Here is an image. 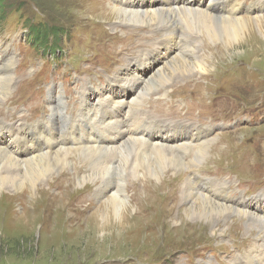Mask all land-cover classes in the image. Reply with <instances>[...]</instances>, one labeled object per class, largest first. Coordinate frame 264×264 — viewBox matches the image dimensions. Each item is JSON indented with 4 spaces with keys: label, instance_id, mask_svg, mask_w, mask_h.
Instances as JSON below:
<instances>
[{
    "label": "rangeland",
    "instance_id": "374dc122",
    "mask_svg": "<svg viewBox=\"0 0 264 264\" xmlns=\"http://www.w3.org/2000/svg\"><path fill=\"white\" fill-rule=\"evenodd\" d=\"M259 1L264 0L239 3L242 7ZM6 2L3 11L8 12L7 17L0 21V58L5 53L12 56L17 81L16 85L13 81L11 90L14 85L15 88L8 98L0 102V120L11 122L16 132L21 127L17 120L31 124L52 114L56 105L51 106V96L56 97L63 83L68 86H64L62 97L56 98L63 112L69 111L66 124L71 130V113L79 109L81 92L99 84L111 89L108 82L122 73L130 58L139 54V45L151 46L164 35L163 28L128 26L99 16L100 7L109 10V6L115 5L114 0ZM240 16L261 19L249 21L226 47L222 44L224 39L207 44V49L213 46L217 52L209 62V71L178 74L166 89L152 91L142 105H150L152 112L164 119L227 126L217 129L213 136L220 148L210 150L205 161L172 180V173L163 179L130 176L128 183L135 184L125 190L140 207L131 219L134 225L107 228L100 214L94 222L88 220L100 202L90 195L97 187L87 183L82 187L75 181L74 175L85 169L79 159L84 162L80 154L84 149L77 144L73 148L77 154L75 165L65 169L66 174L61 176L58 169L54 174L57 176L50 178V186L48 178L40 182L38 191L42 197L34 203L33 210L41 215L33 225L20 227L15 222V215L30 211L29 193L18 196L16 189L6 187L5 194L0 195V264H264V213H260L264 202L260 200L261 206L255 208V198L264 197V8L248 9ZM52 27L64 31L56 47L53 43L37 45L33 37L29 38L33 35H29V30L40 29L44 35ZM189 33L192 35L186 34L188 38H199L198 49L205 52L206 37L201 42L200 32ZM187 103L191 104L188 108ZM95 111L99 108L95 107ZM134 124L143 122L137 120ZM28 138L35 142L31 135ZM193 154L189 150L187 159ZM204 170L214 173L210 179L225 180L227 185L221 190L226 195L216 198L237 208L223 214L216 224L218 231L212 225L214 218L211 224L204 220L194 225L182 209L180 192L188 179L185 176L190 178L192 173ZM196 182L202 190L203 184L197 179ZM174 187L178 196L170 194ZM62 192L68 194L66 205L73 209V216L60 211L61 208L56 211L53 197ZM241 197L253 207L246 215L236 213L242 210L238 203ZM19 199L27 202L21 203ZM56 212L60 215L56 216ZM136 218L139 220L135 226ZM108 219L119 221L111 215Z\"/></svg>",
    "mask_w": 264,
    "mask_h": 264
},
{
    "label": "bare ground",
    "instance_id": "6f19581e",
    "mask_svg": "<svg viewBox=\"0 0 264 264\" xmlns=\"http://www.w3.org/2000/svg\"><path fill=\"white\" fill-rule=\"evenodd\" d=\"M113 3L116 6H109V10H102L101 6L98 15L108 18L111 22L119 21L120 24L128 26L146 25L150 30L163 28L161 30L164 35L151 46L145 47L143 43L136 48L139 54L130 58L122 73L108 82L111 89L99 84L81 92L79 109L71 113L74 126L71 130L66 124L69 111L65 109L66 112H63L54 95L50 99L51 106L56 105L52 114L31 124L22 119L17 120L21 121L17 132L11 122L0 120V195L5 194L6 187L16 189L15 194L18 196L26 193L30 195V211H21L19 216L15 215L17 226L33 225L41 215L33 210L34 203L42 197V192L38 191L40 182L48 178L47 184L50 186L51 180L57 176L54 174L58 169L61 172L58 171L57 174L61 176L66 174L65 169L75 165L73 160L77 154L73 152V148H76L77 144L80 149H84L80 154L84 156L85 163L82 158L79 159L85 169L82 173L74 175L75 181L82 187L86 183L97 187L90 195L100 202L88 220L92 223L96 215L100 214L102 223L107 228H130L134 223L131 219L140 207L133 203L131 193L127 195L125 190L135 184L128 183L130 176L139 178L150 175L163 179L172 173V180L177 174L179 176L183 171H190L194 164L205 161V156L210 150L214 152L220 148L218 142L214 143L213 137L217 124H202L190 119L160 118L152 112L150 105L147 104L148 107L145 108L142 105L144 100L151 96L152 91L162 87L166 89L178 74L209 71V62L217 52L213 46L207 49V44L211 45L210 43L224 39L223 46H228L232 38L237 39L233 35L249 21L261 19L243 17L240 13L248 9L261 10L264 8V1L253 3L251 6L242 4L243 9L239 0H114ZM188 28L192 32H200L201 42L202 37H206L205 52L202 53V50L198 49L200 40H196L199 38L190 39L186 36L192 35ZM4 55L0 58V73L4 76L0 78V102L8 98L17 81L12 70L14 59L12 56L8 57V53ZM7 67L10 72L8 76ZM13 81L15 85L11 90ZM95 107H98L99 111H95ZM137 120L143 124H134ZM148 124L152 127L150 131H137ZM44 129L55 135V143L42 149L28 137ZM37 139L40 140L41 136H37ZM189 150H193L194 154L187 159ZM185 177L188 178L183 184L185 191L180 193L186 218L194 222V225L204 220L211 224L214 218L216 221L212 225H215L214 231H218L216 224L221 221L223 214L237 209L215 196V187L226 186L225 180L210 179L213 181L203 183V187L208 183L212 185L210 189L201 190L198 189L199 185L193 173L190 178L187 175ZM176 190L174 187L173 192H168L178 196ZM57 194L53 197L56 200V211L61 208L60 211L73 216V209L66 205L67 192ZM259 197L260 195L255 200V208L261 206L260 200L264 202V197ZM238 203L242 210L238 209L236 211L239 212L236 213L243 212L246 215L248 211H252L253 207L245 197H241ZM261 212L264 213V210H260ZM55 215L60 213L56 212ZM110 215L119 221L109 222ZM138 220L135 221V226ZM260 247H263V244Z\"/></svg>",
    "mask_w": 264,
    "mask_h": 264
},
{
    "label": "trees",
    "instance_id": "16d2710c",
    "mask_svg": "<svg viewBox=\"0 0 264 264\" xmlns=\"http://www.w3.org/2000/svg\"><path fill=\"white\" fill-rule=\"evenodd\" d=\"M7 0H0V21L4 20L7 17V13L3 11L5 5L7 4L6 2ZM43 31L38 29V30H29L28 33L30 37H33V39H35L37 41V45H43V44H49V43H53V45L56 47L57 43H58V38L61 36L60 33L63 34V30L62 29H58V28H54L52 27V30H46L44 31V35L42 33Z\"/></svg>",
    "mask_w": 264,
    "mask_h": 264
}]
</instances>
